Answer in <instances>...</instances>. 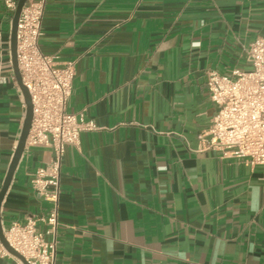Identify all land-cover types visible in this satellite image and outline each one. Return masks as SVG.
<instances>
[{
    "label": "crops",
    "instance_id": "obj_1",
    "mask_svg": "<svg viewBox=\"0 0 264 264\" xmlns=\"http://www.w3.org/2000/svg\"><path fill=\"white\" fill-rule=\"evenodd\" d=\"M12 16L0 0V188L25 114ZM257 37L264 0H46L39 49L74 61L66 111L95 125L61 158L53 264H264V167L198 139L215 112L206 73L248 69ZM52 157L24 146L0 204L3 232L48 215L29 175Z\"/></svg>",
    "mask_w": 264,
    "mask_h": 264
},
{
    "label": "built area",
    "instance_id": "obj_2",
    "mask_svg": "<svg viewBox=\"0 0 264 264\" xmlns=\"http://www.w3.org/2000/svg\"><path fill=\"white\" fill-rule=\"evenodd\" d=\"M17 0H3L5 9L14 12ZM46 0H25L17 20L16 60L22 84L32 106L27 146L48 147L53 157L29 175L33 192L50 203L46 217L27 216L12 222L4 237L28 264H53L57 245L59 174L67 145L76 146L83 131L95 125L81 114L66 111L75 75L74 61L57 62L53 55L40 51L38 39ZM248 69L230 72L210 70L205 85L215 106L210 124L198 139L202 148L218 151L222 157L240 159L248 165L264 167V39L255 38L246 52ZM47 225L44 232L37 222ZM45 235L50 239L46 240ZM10 255L0 245V256Z\"/></svg>",
    "mask_w": 264,
    "mask_h": 264
},
{
    "label": "water",
    "instance_id": "obj_3",
    "mask_svg": "<svg viewBox=\"0 0 264 264\" xmlns=\"http://www.w3.org/2000/svg\"><path fill=\"white\" fill-rule=\"evenodd\" d=\"M24 2L25 0H17L16 7L13 12L12 21H11V29H10V57H11L13 74H14L16 83L23 96V100L25 104V114H24V118L22 121V127H21V131H20V135H19L16 147L14 149L6 175L4 177V180L0 188V204L8 188V185L12 179V175L20 159V156L23 152V149L25 146V140L28 134V130L30 128L31 118H32V106H31L30 95L28 93L27 88L21 82L19 70L17 67V60H16V27H17L18 16H19L20 10ZM0 244L10 255L18 259L22 264H28L25 258L19 252L13 249L9 245L7 240L5 239L1 223H0Z\"/></svg>",
    "mask_w": 264,
    "mask_h": 264
}]
</instances>
